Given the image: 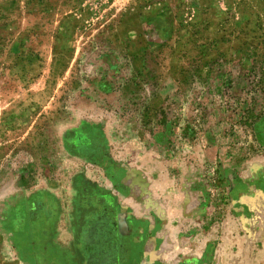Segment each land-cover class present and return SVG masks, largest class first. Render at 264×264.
<instances>
[{"label":"rangeland","instance_id":"374dc122","mask_svg":"<svg viewBox=\"0 0 264 264\" xmlns=\"http://www.w3.org/2000/svg\"><path fill=\"white\" fill-rule=\"evenodd\" d=\"M0 264H264V0H0Z\"/></svg>","mask_w":264,"mask_h":264}]
</instances>
